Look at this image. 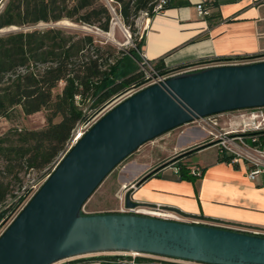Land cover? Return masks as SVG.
Masks as SVG:
<instances>
[{"label":"water","instance_id":"obj_1","mask_svg":"<svg viewBox=\"0 0 264 264\" xmlns=\"http://www.w3.org/2000/svg\"><path fill=\"white\" fill-rule=\"evenodd\" d=\"M259 106L264 60L175 74L127 97L72 145L1 233L0 264H55L107 252L264 264L262 236L134 213L82 212L102 180L143 143L199 117ZM124 205L138 203L126 192Z\"/></svg>","mask_w":264,"mask_h":264},{"label":"trees","instance_id":"obj_2","mask_svg":"<svg viewBox=\"0 0 264 264\" xmlns=\"http://www.w3.org/2000/svg\"><path fill=\"white\" fill-rule=\"evenodd\" d=\"M105 1L0 0V5L3 3L0 29L68 20L108 31L112 11H115L123 25L133 32L138 15L142 11L149 17L154 15L153 7L158 0ZM170 3L171 0H167L164 8ZM142 38L137 41L131 35L134 46L120 48L115 53L113 45H101L93 34L68 27L51 26L1 34L0 118L13 120L20 113L30 115L44 110L46 120L39 129H9L0 135L4 169H46V174L49 173L79 122L90 118L114 96L140 83L142 73L138 62L142 60ZM156 67L167 68L162 61L156 63ZM195 150L175 156L158 169L173 164L178 168L176 178L193 179L195 176L188 173L187 163L180 159ZM219 160L227 158L219 157ZM157 170L148 173L141 181ZM30 192L31 189L26 187L13 194L0 181V224L19 210Z\"/></svg>","mask_w":264,"mask_h":264},{"label":"crops","instance_id":"obj_3","mask_svg":"<svg viewBox=\"0 0 264 264\" xmlns=\"http://www.w3.org/2000/svg\"><path fill=\"white\" fill-rule=\"evenodd\" d=\"M198 1L171 0L162 12L149 18L147 25L144 22L141 57L174 68L209 59L264 55V0H214L205 17L197 14ZM167 136L160 144L139 149L133 160L138 163L139 157L155 154L157 163L122 181V186H130L133 201L159 204L188 216L264 229V176L250 180L242 167L219 160L214 145L201 147L205 133L193 125L182 126L176 137ZM192 149L197 150L180 161L200 167V174L193 179L176 178L173 164L158 169ZM114 206L116 209L119 203ZM89 256L81 261L67 259L55 264H130L131 260L129 256L108 253ZM170 259L139 254L134 263L168 264Z\"/></svg>","mask_w":264,"mask_h":264},{"label":"built area","instance_id":"obj_4","mask_svg":"<svg viewBox=\"0 0 264 264\" xmlns=\"http://www.w3.org/2000/svg\"><path fill=\"white\" fill-rule=\"evenodd\" d=\"M213 1L214 0H199L196 4L197 14L200 17H205L209 13L208 9ZM166 3L167 0H158L153 7V14L162 12ZM144 13L147 16V20H149L150 17L148 13ZM147 23L148 21H145V25H147ZM261 60H264V55L241 59L234 57L226 60L209 59L184 64V66L179 69H160L156 67V63H153L142 56V60L138 62L139 69L142 73L140 83L132 85L120 94L114 96L95 113L94 117H92L94 115L93 114L87 120L79 122L73 129L71 137L66 143L64 151L61 152L56 162L50 169V172L46 174V177L51 173L61 158L72 147V145L78 141V139L93 125V123H95L102 115H104L116 104L138 92L139 90L149 85L160 83L168 77L179 73L193 72L209 66L245 64ZM192 123L194 124L193 126L198 127L205 133L203 143L206 144L211 142L212 145L217 148L219 157L227 158L225 162H228L234 166L242 167L248 179L256 180L260 176H264V106L230 110L218 114L199 117ZM187 171L190 175L197 176L200 174V167L195 164H190L187 166ZM174 172L177 174L178 168H175ZM122 187L126 188V185H123ZM29 188L31 189V192L27 201L38 190V187L34 186ZM117 197L119 199V206L116 209L117 213H134L137 215L217 227L264 237V229L261 228L231 224L218 220H209L199 216H188L178 210L169 209L159 204H138L135 207H125L124 196L118 195ZM16 213L13 216L11 215L12 217L4 227L0 228V235L18 214ZM115 253L116 254L114 255L117 257L129 256L131 258L130 264H134V258L139 255L137 253ZM189 263L191 262L180 259H170L168 262V264Z\"/></svg>","mask_w":264,"mask_h":264},{"label":"rangeland","instance_id":"obj_5","mask_svg":"<svg viewBox=\"0 0 264 264\" xmlns=\"http://www.w3.org/2000/svg\"><path fill=\"white\" fill-rule=\"evenodd\" d=\"M105 3L106 1L103 0ZM3 3L0 5L2 7ZM113 17L110 22V27L108 31H102L95 27H89L85 25H78L72 23L68 20L59 21L56 23H44L40 22L36 25H27L23 27H16V30H11V27L4 28L10 29V31L17 30H30L35 28H47L51 26H62L68 27L71 30H79L91 33L94 35L96 40L101 44H111L113 47H116L115 53L120 48H128L133 47L134 44L131 39V35L138 41L142 34V26L144 22L148 21L147 16L144 11H142L138 17L134 21V31L130 32L127 27H125L121 21L120 16L112 11ZM8 31V32H10ZM127 31V32H126ZM6 33L1 32L0 35ZM128 35L130 37H128ZM95 114L92 116L94 117ZM46 124L45 120V111L41 110L36 113L30 115H24L22 113L18 114L13 120H8L5 118H0V135L6 133L9 129H39ZM184 125H194L193 123L184 124ZM182 125V126H184ZM182 126L171 129L158 137L143 143L138 147L137 150L133 151L130 155H128L122 162H120L116 167L112 169V171L102 180V182L98 185V187L93 191V193L89 196V198L85 201L82 206V212L85 214L91 213H106V212H116L115 203H119L118 195L124 196L126 192L131 193L130 186L123 188L121 183L123 180L130 178L135 172L140 173L143 170H148L153 167L157 160L155 158V154H152L150 157H139L138 163H133L137 153H139V149L144 147H148V145H155L157 143H162L168 137L167 135L176 137ZM196 127V126H195ZM196 129H199L196 127ZM192 155V154H191ZM193 160V158H191ZM137 164V166H136ZM47 170L35 171V170H18L14 168L12 171H6L4 169V162L0 157V181L7 186V188L11 191V193L16 194L23 190L26 187H40L43 181L46 178ZM9 200V198H8ZM25 204V203H24ZM23 204V205H24ZM22 205V206H23ZM19 208V210L22 208ZM18 210V211H19ZM18 213V212H17ZM16 213V214H17ZM14 215V214H13ZM12 215V216H13ZM12 216H9L3 223L0 224V228L4 227L10 220ZM109 255L116 254L115 252H107ZM90 254L79 256L72 258L75 259H86Z\"/></svg>","mask_w":264,"mask_h":264}]
</instances>
